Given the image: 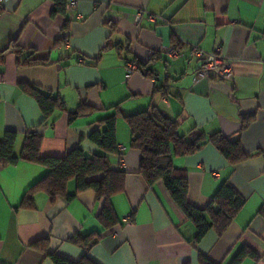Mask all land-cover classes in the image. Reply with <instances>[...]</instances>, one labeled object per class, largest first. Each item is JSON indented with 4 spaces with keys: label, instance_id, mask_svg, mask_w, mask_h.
<instances>
[{
    "label": "crops",
    "instance_id": "crops-1",
    "mask_svg": "<svg viewBox=\"0 0 264 264\" xmlns=\"http://www.w3.org/2000/svg\"><path fill=\"white\" fill-rule=\"evenodd\" d=\"M53 8L54 0H0V50H5L0 140L15 132L13 154L19 157L25 133L37 128L41 156H62L75 147L101 154L89 135L116 113V143L123 151L106 156L112 169L126 172L124 189L110 198L117 222L105 229L97 217L101 201L92 190L76 193L70 180L71 198L51 199L37 191L33 206L23 207L25 192L46 168L21 159L0 163V264H54L32 246L38 240L46 241L48 252L73 261L86 256L96 264H200V255L214 264H232L242 250L247 254L238 264H264V0H76L71 12ZM12 40L25 50L22 58L47 63L18 65L8 47ZM175 42L180 43L176 55L163 51ZM116 44L123 46L121 52ZM218 45L232 77H199L201 62L192 47L212 51ZM127 61L141 69L126 77ZM23 82L60 97L65 110L40 124L43 114L22 91ZM80 104L93 111L70 121L69 113ZM151 107L176 120L180 134L195 130L239 139L251 155L230 164L206 143L172 158L187 177L190 204L206 207L224 181L245 198L222 234L209 229L194 241L195 224L163 184L148 186L138 173L140 152L130 146L123 116ZM92 232L100 236L88 248L70 241Z\"/></svg>",
    "mask_w": 264,
    "mask_h": 264
},
{
    "label": "trees",
    "instance_id": "trees-1",
    "mask_svg": "<svg viewBox=\"0 0 264 264\" xmlns=\"http://www.w3.org/2000/svg\"><path fill=\"white\" fill-rule=\"evenodd\" d=\"M66 4V0H54L53 12L64 13L67 11ZM109 27L115 30L113 23H109ZM179 44L175 42L173 45L179 49ZM8 47L17 54L18 65L47 63V60L33 58L30 55L22 58L25 50L20 48L16 40L10 41ZM115 47L118 52L123 50L120 44H116ZM4 51L0 50V61H3ZM135 68L141 69L139 65H135ZM20 86L24 93L36 100L43 114L40 124L44 123L54 111L65 110V103L60 97L44 92L39 87L26 82L21 83ZM91 111H93L92 107L80 104L75 111L69 113V120ZM123 117L131 131L130 146L140 152L138 173L148 186L156 182L163 184L186 218L195 224L197 233L194 241H198L209 229L216 230L219 235L222 234L244 205L245 198L228 181H224L206 207L198 208L190 204L187 199V177L182 170L174 167L172 158L191 154L206 143H211L230 164H236L251 156L243 151L240 140L219 134L207 137L195 130L185 135L180 134L176 120L169 118L156 107ZM247 117L248 120L252 116ZM115 119L116 113L103 118L89 135V139L103 151L101 154H87L80 147H75L62 156H41L39 153L41 135L35 128L25 133L21 152L19 157H16L13 154L16 133L7 131L0 140L2 165L12 164L21 159L39 163L46 168V173L25 192L21 206L32 207L33 195L37 191L45 192L51 199L56 196L71 198L74 194H68L66 187L70 180H74L76 193L92 190L96 198L101 201L97 217L103 227L107 229L115 225L117 218L110 198L124 189L126 176L124 170L112 169L106 156V153H122L116 143ZM260 214L264 216V208L260 209ZM99 236L98 232H92L84 236L75 235L70 238V241L88 248ZM46 245L45 240L32 243V246L49 255L54 264H96L86 256L73 261L55 252H48ZM246 254L247 250H242L232 264H238ZM200 264L214 263L207 256L200 255Z\"/></svg>",
    "mask_w": 264,
    "mask_h": 264
},
{
    "label": "built area",
    "instance_id": "built-area-1",
    "mask_svg": "<svg viewBox=\"0 0 264 264\" xmlns=\"http://www.w3.org/2000/svg\"><path fill=\"white\" fill-rule=\"evenodd\" d=\"M76 6V0H68L66 4V10L71 12ZM79 17V16H78ZM141 13L137 14L135 20L139 21L141 19ZM150 19L155 20L156 17L153 15L149 16ZM163 51L169 55H176L178 53V48L174 45H170L163 48ZM192 55L201 62V67L197 71V75L201 78H216L220 80L230 79L233 75V68L231 63L221 54L220 46L218 45L212 51H206L197 46L192 47ZM78 62H82V58H78ZM127 74L129 77L132 70L135 68V64L131 61L126 62ZM153 80L158 79V74L152 76ZM4 83V75L0 72V86ZM119 150L123 151V146H119Z\"/></svg>",
    "mask_w": 264,
    "mask_h": 264
}]
</instances>
